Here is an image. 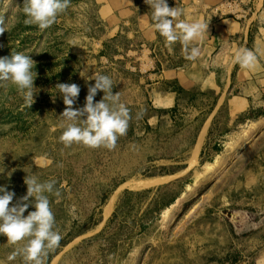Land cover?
Segmentation results:
<instances>
[{
	"label": "rangeland",
	"instance_id": "rangeland-1",
	"mask_svg": "<svg viewBox=\"0 0 264 264\" xmlns=\"http://www.w3.org/2000/svg\"><path fill=\"white\" fill-rule=\"evenodd\" d=\"M104 1L71 0L40 30L24 23L23 0H0V57L30 55L36 73L31 106L0 87V186L16 203L26 177L55 181L60 197L46 195L62 239L44 264H264V119L221 118L195 141L211 111L161 107L164 86L138 70L139 43L107 35ZM94 74L109 76L129 109L126 134L112 149L65 146L56 85H78L82 108ZM25 243L0 236V264H25L8 259Z\"/></svg>",
	"mask_w": 264,
	"mask_h": 264
},
{
	"label": "crops",
	"instance_id": "crops-1",
	"mask_svg": "<svg viewBox=\"0 0 264 264\" xmlns=\"http://www.w3.org/2000/svg\"><path fill=\"white\" fill-rule=\"evenodd\" d=\"M170 8L183 10L188 22L208 23L206 33L193 46L201 48L195 61L185 58L180 42L169 44L151 27L150 8L144 0H105L103 14L107 35H126L139 43L138 70L164 86L162 108L181 102L193 110H210L195 141L209 134L218 119L231 126L242 117L264 119V0H167ZM240 48L253 51L254 66L241 68L234 55ZM138 54L137 52L135 53ZM146 69V70H144ZM168 84L176 89L168 90ZM170 89V88H169ZM207 97L210 98L208 102ZM255 119V118H254ZM259 123L263 121H258ZM264 138V135H263ZM258 140V144L259 141ZM202 149V147H201ZM264 263V257L262 258Z\"/></svg>",
	"mask_w": 264,
	"mask_h": 264
},
{
	"label": "clouds",
	"instance_id": "clouds-1",
	"mask_svg": "<svg viewBox=\"0 0 264 264\" xmlns=\"http://www.w3.org/2000/svg\"><path fill=\"white\" fill-rule=\"evenodd\" d=\"M71 0H23L22 12L25 24L36 25L40 30L52 26L59 15L64 13ZM150 7L151 27L169 44L180 42L183 45L185 58L195 61L201 55V48L193 46L207 31L208 23L182 19L184 12L179 7L170 8L167 0H144ZM6 31V25L0 20V34ZM256 56L252 50L240 48L234 55L235 63L241 68L254 66ZM34 61L30 55L12 53L11 57H0V87L9 83L15 86L25 103H34ZM87 71L81 72L85 76ZM35 77V78H34ZM95 83L88 87V94L82 108H74L80 87L76 84L58 83L56 90L66 106L62 115L61 127L64 129L60 141L65 146L82 144L89 148L106 147L112 149L119 136L126 134L130 119L129 109L119 102V93L113 94V81L107 75L94 74L87 77ZM98 92L104 96L94 103ZM84 117V119H81ZM3 172V171H2ZM26 195L16 203H12L15 193L0 186V236L16 244L25 241L24 246L14 251L9 260L17 255L23 257L25 264H44L48 250L56 248L62 239L60 233L54 230L55 218L50 208L46 193H52L57 198L60 192L54 191L55 181L40 182L35 176L26 177ZM34 198V211L28 210L29 201ZM11 205V206H10Z\"/></svg>",
	"mask_w": 264,
	"mask_h": 264
},
{
	"label": "bare ground",
	"instance_id": "bare-ground-1",
	"mask_svg": "<svg viewBox=\"0 0 264 264\" xmlns=\"http://www.w3.org/2000/svg\"><path fill=\"white\" fill-rule=\"evenodd\" d=\"M194 161V160H193ZM192 162V161H191ZM153 184V183H152Z\"/></svg>",
	"mask_w": 264,
	"mask_h": 264
}]
</instances>
